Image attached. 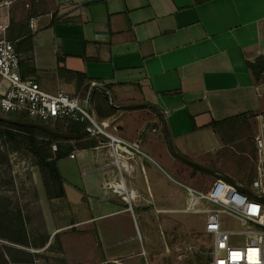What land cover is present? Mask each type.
<instances>
[{"label": "crops", "instance_id": "crops-1", "mask_svg": "<svg viewBox=\"0 0 264 264\" xmlns=\"http://www.w3.org/2000/svg\"><path fill=\"white\" fill-rule=\"evenodd\" d=\"M20 16L13 15L10 40L18 46L34 36V50L21 53L22 76L53 94H81L94 82L103 84L92 104L99 122L124 139L144 140L143 154L125 161L107 140L74 151L77 158L67 159L77 162L82 189L58 161L71 210L82 208L85 196L103 198L105 233L108 221L117 235L127 221L135 223L140 252L155 225L150 215L186 207V196L184 207L166 206L175 179L157 168L160 151L173 162L186 163L181 155L234 181L249 178L236 157L223 161L225 142L212 125L250 113L264 118V95L249 67L264 56V0H39L31 13L36 31ZM134 114L143 118L123 122ZM72 186L82 190L83 203L67 198ZM123 247L120 254L131 246Z\"/></svg>", "mask_w": 264, "mask_h": 264}, {"label": "rangeland", "instance_id": "rangeland-1", "mask_svg": "<svg viewBox=\"0 0 264 264\" xmlns=\"http://www.w3.org/2000/svg\"><path fill=\"white\" fill-rule=\"evenodd\" d=\"M18 19V15H15ZM25 19L24 15L20 20ZM19 20V19H18ZM18 22V21H17ZM261 92L264 95V74L257 77ZM82 92V91H81ZM261 114V113H260ZM261 115H259L260 117ZM126 116L124 123L134 124L140 120L141 114ZM133 118V119H130ZM27 119L19 116L16 118ZM264 124V118L250 120L251 128L244 134L236 137L233 141H224L223 156L226 163L234 160L243 165L244 172L250 171V178L255 175L257 166V148L255 138L259 134V126ZM21 145L0 138V264H209L211 239L203 232L191 234L163 233L159 227L156 216L150 215L155 225H149L148 237L142 244V250L136 247L140 244L139 231L135 225L127 221L123 233L117 235L113 224L108 221L109 229L103 230V198H90L85 196L82 208L70 209L66 200L49 202L46 192V184L38 166V158L33 154L36 146L30 143V136L26 137ZM42 141L41 138H37ZM88 142L95 145L103 142V136L88 137ZM228 140V139H227ZM237 140H240L237 143ZM43 143V142H41ZM38 146L54 155L52 145L56 141L46 142ZM77 147V143L73 142ZM163 147V146H158ZM157 160L159 167L167 175L176 180L171 182L172 195L166 206L170 208L184 207L185 187L202 189L206 184H212L214 177L201 170L192 168L182 161L173 162L174 156H169L165 151H160ZM222 159V155L218 156ZM202 162V160H200ZM204 162V161H203ZM60 168L65 175L71 176L82 189L79 182L78 164L71 159H62ZM200 165V164H199ZM156 168V169H157ZM162 173V170H159ZM247 173V172H246ZM155 172L157 180L165 179V174ZM218 177L219 175H215ZM167 179V178H166ZM80 184V185H79ZM82 190L75 187L67 188V198L71 203L81 202ZM179 197L178 200H175ZM157 200V198H156ZM124 205V204H123ZM79 207V205H78ZM84 207V208H83ZM160 210V211H158ZM165 209H157L156 215L165 214ZM136 210V214H138ZM132 215V214H131ZM175 221L177 216L185 215V212L173 214ZM87 217V218H86ZM126 218L121 214L119 219ZM184 216L181 220L185 221ZM86 218V219H85ZM87 221V224L86 222ZM85 222V223H84ZM11 224L23 227L9 231ZM231 224V223H230ZM113 227V228H112ZM186 224L179 225L173 222L176 232L185 231ZM195 226L193 232H196ZM182 229V230H179ZM163 233V234H162ZM9 235L26 239L28 245H19L3 238ZM124 253L120 254L124 247ZM120 254V256H119Z\"/></svg>", "mask_w": 264, "mask_h": 264}, {"label": "built area", "instance_id": "built-area-1", "mask_svg": "<svg viewBox=\"0 0 264 264\" xmlns=\"http://www.w3.org/2000/svg\"><path fill=\"white\" fill-rule=\"evenodd\" d=\"M39 0H0V117L16 119L19 116L54 128L60 121H77L87 124L91 136H103L113 147L117 158L121 152L141 155L144 140H127L116 130L103 126L93 109L91 97L101 83L94 82L87 91L49 93L40 83L27 79L21 73L23 55L17 50V42L9 38L15 13L25 16L32 31H36L35 18L31 16ZM153 131H157L153 129ZM257 148L256 174L243 181H231L218 176L212 184L197 189L185 187V215L170 213L155 216L160 220L163 233L191 234L203 232L210 237L209 264H264V125L261 122L255 138ZM54 152L58 150L52 145ZM77 158L76 152L70 155ZM176 182V181H175ZM177 183V182H176ZM121 193V192H120ZM127 200L126 198H124ZM190 201H189V200ZM184 216L185 221L181 220ZM173 222L185 225V231L176 232ZM231 223V224H230ZM196 227V232L193 227ZM182 230V229H179ZM162 233V234H163ZM141 239V235L139 234ZM239 253L241 255H234Z\"/></svg>", "mask_w": 264, "mask_h": 264}, {"label": "trees", "instance_id": "trees-1", "mask_svg": "<svg viewBox=\"0 0 264 264\" xmlns=\"http://www.w3.org/2000/svg\"><path fill=\"white\" fill-rule=\"evenodd\" d=\"M33 39L34 36L29 35L23 41H21L17 46L18 52H32L34 50ZM249 67L253 70L256 77H260L261 74H264V56L261 57L256 63H249ZM88 89L89 87L85 88V91H87ZM258 116V113H250L248 115H243L229 121L221 123L215 122L213 123L212 127L217 131L218 134L221 135L224 141H233L236 137L244 134V132H246L248 128H251V125L249 123L250 120L256 119ZM20 120L30 121L29 119ZM53 129L61 132L78 134L86 131L87 124L77 121H60ZM24 134H27L26 137L30 136V139L28 138L27 140H30V143H33L36 146V148L33 149L32 152L38 158V166L46 184V192L49 200L66 199L64 178L58 167V161L67 158L76 150H87L96 147L97 144L91 145L87 140L88 138L80 140L62 139L37 127L12 126L4 122V120L0 119V138L7 139L10 142L21 145V143L24 141L23 139L25 138ZM37 138H41L42 141H38ZM48 141H56L58 143V150L56 151V153H54V155L48 153V151H45V149L41 150L38 148L40 144H44L47 147L49 144L46 142ZM73 142L78 144L77 147L72 145ZM20 227H23V224H11L8 230L14 231L16 229H20ZM2 236L10 242L24 246L28 245V241L26 239H20L18 237H12L9 235Z\"/></svg>", "mask_w": 264, "mask_h": 264}, {"label": "water", "instance_id": "water-1", "mask_svg": "<svg viewBox=\"0 0 264 264\" xmlns=\"http://www.w3.org/2000/svg\"><path fill=\"white\" fill-rule=\"evenodd\" d=\"M100 90L108 93L105 89H102L100 88ZM94 96H95V90L92 94V97H91V108L93 109V100H94ZM0 119L4 120V122H6L7 124L9 125H12V126H19V127H37V128H40V129H43L45 131H47L48 133H51L57 137H60L62 139H66V140H80V139H85V138H88L90 137L91 135V131L90 129H86V131L82 132V133H78V134H75V133H70V132H61V131H57L53 128H50V127H47L41 123H38V122H35V121H22V120H17V119H7V118H2L0 117ZM166 130L168 131V129L166 128ZM179 158H181L183 161H185L186 163L194 166V167H198L212 175H220L222 174L221 172H219L218 170H214V169H211V168H208V167H204L202 165H199L198 163L186 158V157H183L181 155H179ZM224 177L228 180H231V181H234L230 176L228 175H224Z\"/></svg>", "mask_w": 264, "mask_h": 264}, {"label": "bare ground", "instance_id": "bare-ground-1", "mask_svg": "<svg viewBox=\"0 0 264 264\" xmlns=\"http://www.w3.org/2000/svg\"><path fill=\"white\" fill-rule=\"evenodd\" d=\"M127 152L124 150L123 152H121L120 154H121V160L122 161H125L127 158L126 157H130V155L131 154H126ZM126 158V159H125ZM124 164H127V162L126 163H124ZM130 164V163H129ZM124 166V165H123ZM128 166V165H127ZM126 166V167H127ZM123 185V184H122ZM120 186V185H119ZM121 189H122V187H120ZM123 188H126V187H123ZM117 190H119V189H117ZM125 191V190H124ZM121 194V193H120ZM128 195V194H127ZM134 197V196H133ZM132 198V197H131ZM126 199H128V198H126ZM189 200V199H188ZM124 201H125V199H124ZM127 201V200H126ZM128 201H129V199H128ZM190 201V200H189Z\"/></svg>", "mask_w": 264, "mask_h": 264}, {"label": "flooded vegetation", "instance_id": "flooded-vegetation-1", "mask_svg": "<svg viewBox=\"0 0 264 264\" xmlns=\"http://www.w3.org/2000/svg\"><path fill=\"white\" fill-rule=\"evenodd\" d=\"M190 165V164H189ZM192 168H195V169H197L198 171L199 170H201V171H203V172H205V173H208V172H206V171H204V170H202V169H200V168H198V167H194V166H192V165H190Z\"/></svg>", "mask_w": 264, "mask_h": 264}, {"label": "snow or ice", "instance_id": "snow-or-ice-1", "mask_svg": "<svg viewBox=\"0 0 264 264\" xmlns=\"http://www.w3.org/2000/svg\"><path fill=\"white\" fill-rule=\"evenodd\" d=\"M234 255H237V256H239V255H241V254H239V253H236V254H234Z\"/></svg>", "mask_w": 264, "mask_h": 264}]
</instances>
